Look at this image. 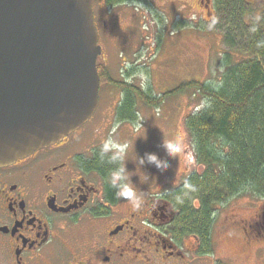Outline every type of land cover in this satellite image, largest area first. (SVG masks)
Segmentation results:
<instances>
[{"label": "flooded vegetation", "instance_id": "flooded-vegetation-1", "mask_svg": "<svg viewBox=\"0 0 264 264\" xmlns=\"http://www.w3.org/2000/svg\"><path fill=\"white\" fill-rule=\"evenodd\" d=\"M92 2L102 46L103 39H111L104 30L108 8L106 0ZM105 86L101 83L99 107L84 126L62 142L0 167V264H235L234 259L216 258L215 228L225 202L210 213L205 239L180 221L181 209L172 198L180 179L165 182V171L151 165L140 170L137 159L127 156L117 163L101 158L103 141L120 136L125 122L118 118L121 99L100 117L98 128L90 127L100 115ZM121 163L128 169L126 182L143 201L139 210L111 184V172ZM231 225L252 245L260 240L255 231L264 229V215L233 219ZM227 230L223 226L221 235Z\"/></svg>", "mask_w": 264, "mask_h": 264}, {"label": "rangeland", "instance_id": "rangeland-1", "mask_svg": "<svg viewBox=\"0 0 264 264\" xmlns=\"http://www.w3.org/2000/svg\"><path fill=\"white\" fill-rule=\"evenodd\" d=\"M246 1L249 9L246 22L251 23L264 12V0ZM205 4L209 5V10ZM106 11L104 18L108 24L104 27L102 20L100 24L109 31L111 39L106 37L102 41L104 52L99 64L106 67L113 80L128 81L153 98L164 95L158 105H149L139 99L137 119L125 121L121 135L114 139L120 143L128 141L131 146L126 156L132 160L145 152H155L168 159L170 167L163 180L174 182L180 179L181 185L189 171L203 170L192 160L195 154L185 118L205 108L207 101L194 96L192 89L172 91L191 81H215V85L218 84L219 75L225 68L222 55L228 50L227 43L223 42V34L228 32L224 16L216 14L214 0L210 3L207 0L132 1L111 8V14ZM105 87L108 91L105 90L102 96L100 115L90 124L92 129L98 128L100 117L109 115L113 104L123 98L122 91L112 83ZM100 133L104 138L102 130ZM174 139L181 140L184 145L183 151L175 158L168 157L161 147L163 140ZM220 210L215 228L216 258L234 259L235 264L237 261L264 264V229L257 228L255 233L260 240L251 245L246 243L243 231L240 233L231 227L233 219L249 221L256 215H264V197L242 192L228 199ZM223 226H228V230L221 235ZM242 226L249 231L247 224Z\"/></svg>", "mask_w": 264, "mask_h": 264}, {"label": "water", "instance_id": "water-1", "mask_svg": "<svg viewBox=\"0 0 264 264\" xmlns=\"http://www.w3.org/2000/svg\"><path fill=\"white\" fill-rule=\"evenodd\" d=\"M99 41L92 0H0V167L92 118Z\"/></svg>", "mask_w": 264, "mask_h": 264}, {"label": "trees", "instance_id": "trees-1", "mask_svg": "<svg viewBox=\"0 0 264 264\" xmlns=\"http://www.w3.org/2000/svg\"><path fill=\"white\" fill-rule=\"evenodd\" d=\"M132 1L147 0H106V6L111 10ZM247 4L246 0H214L216 14H223L228 28L223 34L228 50L221 59L225 68L220 71L218 84L191 81L172 91L192 89L194 96L207 101L205 108L185 118L197 164L203 170L187 175L172 195L176 203L177 196L183 199V204L178 203L182 225L205 239L217 204L242 192L264 197V12L247 23ZM98 68L101 83H112L123 93L118 111L121 120L137 119L139 99L158 105L164 98L150 97L128 81L113 80L99 63ZM186 184L196 190L191 191ZM196 202L198 208L194 207Z\"/></svg>", "mask_w": 264, "mask_h": 264}, {"label": "clouds", "instance_id": "clouds-1", "mask_svg": "<svg viewBox=\"0 0 264 264\" xmlns=\"http://www.w3.org/2000/svg\"><path fill=\"white\" fill-rule=\"evenodd\" d=\"M115 128L113 129V131ZM100 130L97 129V132ZM161 147L164 149L168 157L175 158L177 154L183 151V143L179 139L167 140L162 142ZM129 145L127 143H120L111 136L106 138L101 146V158L107 156L110 163L122 162L128 152ZM137 164L140 169H144L146 165H151L160 170L161 172L166 171L170 167L168 159L161 158L155 152H145L143 156L137 155ZM128 180V169L126 164L121 163L119 167L115 168L111 172V184L113 187L118 188V195L131 200L133 208L139 210L143 201L135 195V190ZM191 191H195V186L186 184ZM187 195V193H184ZM177 203L183 204V199L180 196L176 198Z\"/></svg>", "mask_w": 264, "mask_h": 264}]
</instances>
